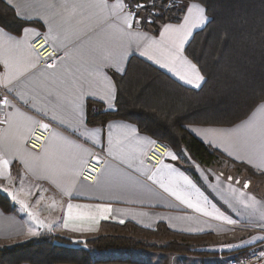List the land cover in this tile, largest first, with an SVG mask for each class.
I'll return each mask as SVG.
<instances>
[{"label":"crops","instance_id":"1","mask_svg":"<svg viewBox=\"0 0 264 264\" xmlns=\"http://www.w3.org/2000/svg\"><path fill=\"white\" fill-rule=\"evenodd\" d=\"M2 1L27 25L19 34L0 27V87L6 90L9 100V105H3L4 117L0 124V154L9 161L7 168L0 167V191L14 208L8 214L0 209V248L45 235L82 244L87 237L99 234L103 222L130 223L150 231L162 225L175 234L206 236L202 238L208 239L201 242V250L197 243L191 250L195 253L190 256H174L188 258L192 264L216 262L219 257L221 261L212 264H222L264 246V216H261L264 190L254 182L249 171L245 169V175L240 178L241 183H250L249 189L245 190L242 184L220 177L217 174L222 172L220 168L212 170L215 165L200 167L189 158L183 164L180 157L184 154L179 155L171 149H167L159 164L152 167L146 162V155L155 141L133 123L111 120L104 125H91L87 121L88 102L98 103L104 111L114 109L116 87L111 75H122L131 56L139 57L192 89H199L204 79L195 81L190 68L177 65L180 73L186 76L181 79L171 67L156 62L163 60L160 51L149 49L145 55V42L137 44L121 40L106 25L98 23L97 15L89 19L87 10L66 24L60 15L41 7L47 0ZM55 2L59 4L65 0ZM108 2L113 4L116 0ZM192 4L198 3H181L180 20L160 25L156 34L142 26V16H134L132 31H141L159 41L166 25L178 27L184 23L188 15L186 6ZM93 11L99 14V10ZM203 14L205 21L198 23L199 13L192 10V23L196 26L191 28L183 48V56L192 65L195 64L185 55V48L193 35L205 27L208 18L205 11ZM79 20L83 22L77 23ZM46 36L56 57L43 62L31 44ZM167 43L166 40L164 46ZM104 50L114 55L126 50L119 70L117 66L101 62L100 54ZM53 64L55 67H48ZM195 68L198 70L196 65ZM104 77L114 88L111 98L106 94ZM189 79L193 83H189ZM81 95L83 98L78 101L77 97ZM76 103L82 106L83 125L77 122L78 114L73 107ZM257 107L241 122L246 121ZM17 110L23 116L16 115ZM24 117H31V120ZM241 122L230 127L186 126V130L216 150L225 165L245 166L256 176L264 174V163L259 156L249 152L236 140L235 134L226 135L227 130ZM40 124H47L48 129L40 128ZM85 128L96 134H85ZM35 132L42 135L37 149L28 145ZM54 157L60 161V167L55 171L45 167L52 164ZM90 164L95 169L93 179L89 181L83 178V173ZM161 184L171 191H165ZM173 191L181 199H177ZM253 199L257 202L255 208L246 206ZM184 201L196 207H189ZM69 205L73 206L71 212ZM97 206L111 211L103 212ZM197 207L201 210L197 211ZM164 257L168 259L172 255ZM108 259L117 258H105Z\"/></svg>","mask_w":264,"mask_h":264},{"label":"trees","instance_id":"2","mask_svg":"<svg viewBox=\"0 0 264 264\" xmlns=\"http://www.w3.org/2000/svg\"><path fill=\"white\" fill-rule=\"evenodd\" d=\"M169 1L156 0L154 16L150 20L143 16L142 26L156 34L160 25L180 20L181 3L195 2L204 8L208 21L185 48V55L204 78L200 88L183 86L139 57L131 56L122 75H111L116 87L114 109L104 111L98 103L88 102L87 121L91 125H104L111 120L133 123L155 143L184 153L200 167L207 168L220 163L222 156L193 137L186 126L230 127L246 119L264 102V0H175V6L167 8ZM26 25L0 0L1 28L19 34ZM240 168L249 171L252 177L264 175L256 176L245 166ZM191 176L195 179L194 174ZM0 209L7 214L14 209L1 191ZM101 226L114 230L129 227L142 235L163 233L172 240L156 247L114 234L72 245L61 237L41 236L0 248V264H145L128 259H99L94 254L143 249L186 255L195 253L188 241L206 237L175 234L162 225L155 231L130 223L103 222Z\"/></svg>","mask_w":264,"mask_h":264},{"label":"snow or ice","instance_id":"3","mask_svg":"<svg viewBox=\"0 0 264 264\" xmlns=\"http://www.w3.org/2000/svg\"><path fill=\"white\" fill-rule=\"evenodd\" d=\"M48 10H52L54 15H60L61 19L66 24H70L71 21L75 20L76 17L82 16L85 10L89 11L91 19L92 15H97L98 23L104 24L110 29L112 32L117 34V36L124 40L126 39L129 43L136 42L139 44L140 42H145V55H148L149 49H156L161 52L163 60L157 59V63H163L164 67H171L173 71L176 72L177 75H180L181 79H186V76L182 75L180 71L177 69V65L187 66L191 69L194 74L195 81L203 80V76H201L196 70L195 65H192L190 61H188L183 56V48L186 40L191 35V28L196 26L192 23V10L196 9L199 13L198 23H203L206 19L204 16V9L200 7L198 4H192L188 7V15L184 18V23L178 27H174L172 25H166L163 31L160 34V40L157 41L147 36L145 33L141 31H132L133 28V18L134 12L131 9L130 4L126 3L125 0H116L115 3L110 4L108 0H98V2H90L83 3L81 0H72L71 3H68L65 0L64 3H56L55 0H47V3L41 5ZM139 7V5H137ZM93 10H99V14L94 12ZM66 14V15H64ZM82 20L77 21V23H82ZM2 31V30H0ZM27 31V29L25 30ZM51 32V30H50ZM38 35V34H37ZM49 37L46 36L45 40L47 41ZM56 39V37H52ZM8 39H11L10 37ZM167 40V46L165 45V41ZM126 50L121 52L118 55H114L112 52L104 50L100 54L101 62L110 63L114 66H117L119 70V65L123 62L126 56ZM155 58V57H152ZM48 67H55V65H49ZM97 72L100 71L99 68L96 69ZM106 94L111 98L114 88L110 81H108L107 77L103 79ZM189 83H193L192 79L188 80ZM95 94V93H93ZM82 95L77 97V100H82ZM2 103L7 106L9 105V100L7 98L3 99ZM74 110L78 114L77 122L80 125H83V110L80 103H76L73 105ZM16 115L23 116L22 113H19L17 110ZM26 120H31V117H24ZM11 119V118H10ZM33 123H36L33 121ZM40 128L47 130V124H40ZM85 134L95 135L96 133L93 131L89 133L87 128L84 129ZM133 132L135 129L132 130ZM235 134L236 140L239 141L245 148L249 150L254 155H258L261 163H264V103H261L256 111L252 113V115L246 120L241 122V124L237 125L235 128L227 130L226 135L232 136ZM55 135V134H54ZM111 143V138L110 141ZM68 143H71L70 141ZM79 147V145H76ZM171 155V154H169ZM175 159V156H172ZM9 161L4 159L3 155L0 154V167L7 168ZM46 168H51L55 171L60 167V161L57 158H53L51 165H45ZM247 183L245 187H247ZM161 187H165L161 184ZM165 191H171L169 188L165 187ZM173 195L177 196V199H181V197L176 193L172 192ZM15 195H13V199H15ZM189 204V207H196L192 205L188 201H184ZM21 203H23L21 201ZM256 201L253 199L252 202L246 206L255 208ZM25 207H27L25 205ZM72 205H69V212H71ZM101 208L103 212L111 211L110 208H103V206H97ZM201 209L197 207V211ZM209 214V213H206ZM261 216H264V211H261ZM107 218V217H104ZM219 218V217H217ZM122 222V221H121ZM232 223L233 221H228ZM67 227V223L65 224Z\"/></svg>","mask_w":264,"mask_h":264},{"label":"rangeland","instance_id":"4","mask_svg":"<svg viewBox=\"0 0 264 264\" xmlns=\"http://www.w3.org/2000/svg\"><path fill=\"white\" fill-rule=\"evenodd\" d=\"M146 19L150 20L151 18L146 17ZM155 144H159V145L169 149L167 145H164V144H162L160 142H156ZM186 156L187 155L184 154V155H182L180 157V160H181V162L183 164L187 163L189 161L188 157H186ZM186 160H188V161H186ZM219 168L222 170V172L219 171V172H217V174L221 173L225 177H231L234 180L235 179H240V178H242L245 175V173L243 172L245 169L237 167V166L233 167V166L228 165V164L225 165V163L222 160H220V163L216 164L212 168V170L215 171V170H217ZM223 169L225 170V173H223L224 172ZM246 176H247V174H246ZM252 179L254 180V182L257 185L261 186L262 190H264V176L262 178L261 177H253ZM99 231H100L99 234H97L96 236L87 237L85 239V242L90 240V239L92 240V239H94V238H96L98 236L114 235V234H117L119 236L131 237L134 240H142V241H145L150 246H156V247H161L162 245H165V244L169 243L172 240L171 238L167 237L163 233H158V234L156 233L155 235L154 234L142 235V234H139L138 232H136L135 230H133L132 228H129V227H127L124 230H122V229L114 230L113 228L108 227V226H106V227L105 226H101V229ZM47 236L45 235L43 237H47ZM205 239H208V238H205ZM204 240L203 239H199V240L188 241L187 245H189L191 249H194L196 247L197 243H199L200 247H198L199 248L198 250H201V248H203V246L201 245V242H204ZM177 241L179 242V240H177ZM79 244L80 243L77 242L76 244H72V245H79ZM82 244H84V243L82 242ZM153 254H157V255H153ZM159 254H165V255L169 254V255H172V257L167 259V257H169V256L164 257L165 255H159ZM94 256L99 258V259H105V258L106 259L107 258H117V259H124V260L128 259V260H134V261L145 263V264H149V263L150 264H192L190 262V259H188V258L186 260H184L182 258L179 259V257H174L175 254L173 255V254H170V253H162V252H159V251H151V250H143V249L106 250V251H103V252H96L94 254ZM187 256H190V254H187ZM158 258H160V260ZM163 258H166V260L163 261L164 260ZM218 259L219 260H217L216 262L221 261V257H219ZM216 262H212V260H211L210 262L206 261V264L207 263H211L212 264V263H216Z\"/></svg>","mask_w":264,"mask_h":264},{"label":"built area","instance_id":"5","mask_svg":"<svg viewBox=\"0 0 264 264\" xmlns=\"http://www.w3.org/2000/svg\"><path fill=\"white\" fill-rule=\"evenodd\" d=\"M126 3L130 4L132 11L134 12V16H144L151 18L155 14V3L156 0H146L142 2H137V3H130L128 1H125ZM139 5V7H137ZM175 6V0H170L168 2L167 8H172ZM37 41H41L46 49H48L49 54L48 56H43L41 54V49H38L35 45ZM32 48L37 52L39 57L43 62L51 61L56 57V51L52 49V47L47 43V41L43 37L37 38L32 44ZM8 94L4 88L0 87V124L2 122V119L4 117V111H3V99L7 98ZM42 135L40 132H35L30 140L28 141V145L34 149H37L42 142L41 139ZM158 144H155L152 149L148 152L146 155V162L151 165L152 167H155L159 164V162L162 160V158L165 156L167 152V148H165L164 152H160L156 149ZM155 156V157H154ZM94 172L93 168L87 167L86 170L83 173V178L86 180H92V178H89L87 174L92 175ZM220 177H224L223 174L219 173ZM226 180L229 182H233L235 184H242V188L245 190L249 189L250 183L248 181H245L241 183L240 179H233L231 177H226ZM247 183V187H245V184ZM222 264H264V246L261 249L255 250L253 252H250L246 256L240 257V258H235L231 259L229 261H226Z\"/></svg>","mask_w":264,"mask_h":264},{"label":"bare ground","instance_id":"6","mask_svg":"<svg viewBox=\"0 0 264 264\" xmlns=\"http://www.w3.org/2000/svg\"><path fill=\"white\" fill-rule=\"evenodd\" d=\"M40 42H41V41H37V42L35 43L36 47H37L38 49H41V50H42V51H41V54H42L44 57H45V56H48V54H49L48 49H46V48L44 47L43 43H42V45H40V44H41ZM156 149H157L158 151H160V152H164V151H165V148H164L163 146L159 145V144L157 145ZM154 157H155V156H154ZM90 167L93 168L91 164H90ZM95 167H97V166L95 165ZM93 169H95V168H93ZM87 175L89 176V178H92V177H93V176L90 175V174H87Z\"/></svg>","mask_w":264,"mask_h":264}]
</instances>
